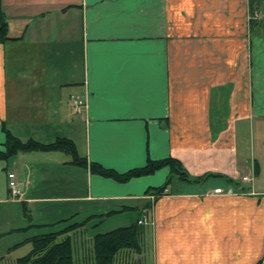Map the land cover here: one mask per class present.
<instances>
[{"label": "crops", "instance_id": "0c3cea01", "mask_svg": "<svg viewBox=\"0 0 264 264\" xmlns=\"http://www.w3.org/2000/svg\"><path fill=\"white\" fill-rule=\"evenodd\" d=\"M1 9L11 41L0 44V144L5 126L21 141L66 138L78 157L119 174L173 158L191 178L212 175L172 180L154 200L147 192L167 168L118 183L38 152L18 154L14 170L0 164L1 189L14 171L27 210L61 208L56 223L82 205L91 220L136 213L152 244L144 264H264V36L249 33L248 0H1ZM73 96L87 106L75 112ZM50 225L9 234L24 241L41 230H17ZM142 254L122 251L114 264H143Z\"/></svg>", "mask_w": 264, "mask_h": 264}, {"label": "trees", "instance_id": "16d2710c", "mask_svg": "<svg viewBox=\"0 0 264 264\" xmlns=\"http://www.w3.org/2000/svg\"><path fill=\"white\" fill-rule=\"evenodd\" d=\"M261 11L264 12V0H248V30L250 35L264 36V20H258L256 17L258 12ZM8 41H11V39L8 37V26L1 9L0 0V44ZM2 130L5 134V141L3 144H0V161L3 162L16 157L18 154L61 152L71 156V165L83 168L88 167L91 174L112 179L118 183H126L134 178L149 176L160 169L167 168L169 170V177L164 185L158 188H152L147 192V194H151L154 200L166 194L167 188L172 180L185 183H198L204 181L206 178L212 177V175H206L201 178H191L184 170L182 164L173 158L158 161L149 160L142 168L119 174L115 171L105 169L99 164L87 163L85 159L78 157L73 142L66 138H57L52 143L44 144L34 140L21 141L12 135L5 126L2 127ZM229 184L233 185L232 181H229ZM149 206L151 205L148 204L147 208ZM116 213H121V211L110 212L100 217H108ZM89 219L91 218L85 221ZM62 223L67 222H57L50 226H28L17 231L24 232L31 227L46 230L47 227V229H51L55 225ZM85 225L86 222L73 223L56 232L42 233L26 238L12 248L14 249L24 244L30 245V251L23 257L16 259V264H74L70 234L84 228ZM141 233L142 229L136 223L129 227L118 228L107 233L94 235L92 238L93 264H114L115 258L122 251H129L139 255L141 252L139 244Z\"/></svg>", "mask_w": 264, "mask_h": 264}, {"label": "rangeland", "instance_id": "374dc122", "mask_svg": "<svg viewBox=\"0 0 264 264\" xmlns=\"http://www.w3.org/2000/svg\"><path fill=\"white\" fill-rule=\"evenodd\" d=\"M258 20H264V12H258L256 15ZM60 132V131H59ZM58 132V133H59ZM66 135V133L64 134ZM77 145V144H76ZM57 156H59L62 160L67 161L70 157L69 155H65L61 152H55ZM23 155V154H22ZM15 160V157L3 162L1 161L0 164L4 166H7L8 170H14V164L13 162ZM40 162H43L42 160H39ZM18 169V168H17ZM13 172L14 171H7ZM2 174L3 171H2ZM17 176V174H16ZM2 175H0V183L3 182ZM180 184L181 186H184V183L175 182L173 184ZM173 186V185H172ZM24 199V198H23ZM22 199V200H23ZM22 200H14L10 197L8 190H4V188H0V264H13V260L15 258L23 257L30 251V247L28 245L19 246L17 248H13V246L22 241L24 239V235H15V234H9V232L15 228L23 227L24 225H27L28 223H51L55 224L58 220H52L51 218L57 214V210H61V208L51 207L50 209H45L35 206H30L31 212L27 210L25 207V204L21 202ZM81 206V205H80ZM35 208V209H34ZM78 214L75 216L72 220L65 223V225H55L51 229L41 230L38 231L36 234H42V233H49V232H56L67 225L73 224V223H81L86 222L85 230L82 231V233H79L77 235H74L72 239V248H73V260L74 264H80V261L82 260V257H86V261L93 263V255H92V240L90 242V238H92L96 234H102L107 233L110 231H113L118 228H125L132 226L136 224L137 214L134 212H124L122 214H113L108 217H104V219L96 220V219H89L88 221H85L90 215L87 205H82L81 207H78ZM31 215V216H30ZM60 219V218H59ZM138 223V222H137ZM143 226V225H139ZM142 230H144V234L148 233L149 228L148 227H140ZM83 229V228H82ZM139 244L141 247V250L143 251L142 256L143 264L145 259H149L151 256V238L150 234L148 237L143 238V235L139 238ZM138 258H140V255L135 256V261H138ZM117 259V257L115 258ZM91 260V261H90Z\"/></svg>", "mask_w": 264, "mask_h": 264}, {"label": "built area", "instance_id": "2783aa9c", "mask_svg": "<svg viewBox=\"0 0 264 264\" xmlns=\"http://www.w3.org/2000/svg\"><path fill=\"white\" fill-rule=\"evenodd\" d=\"M72 108L75 112H77L81 108H85L87 106L86 97H76L73 96L70 98ZM7 190L9 192V195L14 200H20L23 198V192L19 188V184L17 181L16 173L14 172H8L7 173ZM244 182L247 181V178H243ZM138 225H145L147 224V221L145 218H143L141 221H138Z\"/></svg>", "mask_w": 264, "mask_h": 264}]
</instances>
